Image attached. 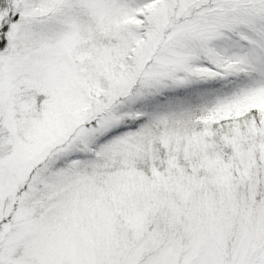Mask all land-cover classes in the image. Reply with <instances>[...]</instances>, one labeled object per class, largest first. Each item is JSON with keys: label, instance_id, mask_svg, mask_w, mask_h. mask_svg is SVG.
I'll list each match as a JSON object with an SVG mask.
<instances>
[{"label": "snow or ice", "instance_id": "1", "mask_svg": "<svg viewBox=\"0 0 264 264\" xmlns=\"http://www.w3.org/2000/svg\"><path fill=\"white\" fill-rule=\"evenodd\" d=\"M0 264H264V0H0Z\"/></svg>", "mask_w": 264, "mask_h": 264}]
</instances>
